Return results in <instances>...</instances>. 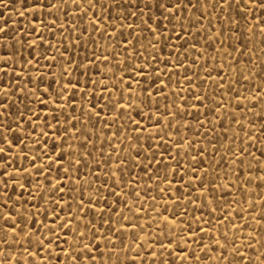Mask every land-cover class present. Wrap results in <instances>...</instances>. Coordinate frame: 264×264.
I'll return each mask as SVG.
<instances>
[{
  "label": "snow or ice",
  "instance_id": "obj_1",
  "mask_svg": "<svg viewBox=\"0 0 264 264\" xmlns=\"http://www.w3.org/2000/svg\"><path fill=\"white\" fill-rule=\"evenodd\" d=\"M0 9V264H264V0Z\"/></svg>",
  "mask_w": 264,
  "mask_h": 264
},
{
  "label": "rangeland",
  "instance_id": "obj_2",
  "mask_svg": "<svg viewBox=\"0 0 264 264\" xmlns=\"http://www.w3.org/2000/svg\"><path fill=\"white\" fill-rule=\"evenodd\" d=\"M0 11H2V9H0ZM14 15V14H13ZM259 247V246H258ZM262 251H264V249H261Z\"/></svg>",
  "mask_w": 264,
  "mask_h": 264
}]
</instances>
